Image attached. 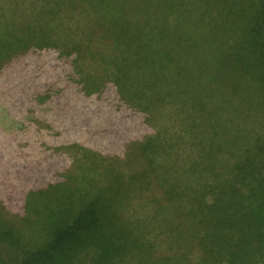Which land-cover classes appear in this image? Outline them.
I'll return each mask as SVG.
<instances>
[{
    "label": "rangeland",
    "instance_id": "obj_1",
    "mask_svg": "<svg viewBox=\"0 0 264 264\" xmlns=\"http://www.w3.org/2000/svg\"><path fill=\"white\" fill-rule=\"evenodd\" d=\"M125 1L0 0V237L38 249L57 221L93 202L107 232L145 246L104 264H209L167 258L184 253L172 240L185 230V199L198 196L183 156L197 154V134L210 130L201 106L216 104L215 27L247 0H134L146 8L140 35H101L97 21L120 15ZM252 114L261 132L264 116ZM143 121V137L123 133ZM113 123L121 136L107 132ZM230 151L216 157L231 162Z\"/></svg>",
    "mask_w": 264,
    "mask_h": 264
},
{
    "label": "trees",
    "instance_id": "obj_2",
    "mask_svg": "<svg viewBox=\"0 0 264 264\" xmlns=\"http://www.w3.org/2000/svg\"><path fill=\"white\" fill-rule=\"evenodd\" d=\"M244 4L243 11L237 9L230 21L215 27L213 98L216 104L213 101L211 106L206 101L202 104L201 108L206 111L203 122H207L210 130L200 131L196 146L191 144L197 148V154L183 156L186 177L193 183L198 196L186 198L183 204L185 230L181 240L174 233L170 235L171 239L174 235V244L182 241L184 248L179 257L167 258L177 257L176 262L264 264V130L259 132L260 128L256 124L251 127L249 121L253 112L264 116V0H247ZM119 8L116 12L120 15L106 12L108 18L97 21L101 35L115 33L123 39L129 35H140L139 18L146 12L145 6L132 0L125 1ZM112 18L116 21L111 22ZM120 24L123 26H118ZM169 89L171 93L177 90ZM157 94L160 97L165 95L161 91H156ZM260 126L264 128V120ZM108 127L111 128L107 131L110 135H119L114 123ZM149 127L143 121L141 126L126 128L123 133L141 138ZM228 133L229 138L226 136ZM157 136L163 135L159 132ZM174 147L170 145L171 149ZM226 147L231 150V162H225V155L223 158L216 157L217 151ZM125 148L120 146V149ZM142 151L147 156L145 146H142ZM198 154L202 155L201 159ZM172 157L174 155L168 153V159ZM208 160L212 162L213 173L206 171ZM196 171L205 172L203 176H197L198 180H203L199 186L195 185ZM206 173L209 178L216 174V179L213 176L214 183L207 182ZM219 175H223L224 179ZM209 191H214V194L213 199L207 202L204 196ZM105 215L99 204L89 203L71 220L57 221L48 241L29 252L0 237V262L104 264L120 259L125 261L123 259L134 247H145L123 241L117 234L107 232L104 229ZM88 248L97 251V255H89L91 261H85L84 254ZM193 249L199 252L196 258L193 257Z\"/></svg>",
    "mask_w": 264,
    "mask_h": 264
}]
</instances>
